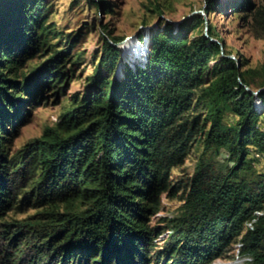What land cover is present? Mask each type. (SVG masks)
Returning a JSON list of instances; mask_svg holds the SVG:
<instances>
[{
    "label": "trees",
    "instance_id": "trees-1",
    "mask_svg": "<svg viewBox=\"0 0 264 264\" xmlns=\"http://www.w3.org/2000/svg\"><path fill=\"white\" fill-rule=\"evenodd\" d=\"M28 1L0 0V264H157L146 219L199 132L205 155L173 220L168 264H212L238 238L242 255L264 264V217L255 216L264 211V173L256 169L264 157V79L256 95L247 78L258 71L228 57L213 28L190 37L187 23L178 30L166 23L151 34L146 64H128L123 78L110 80L103 69L118 67L121 38L108 31L93 95L10 158L9 128L58 81L77 41L18 80L17 70L45 40V0L32 7ZM209 3V14L222 11L216 0ZM246 7L264 31V4L249 0ZM200 105L204 117L190 118ZM227 111L238 117L235 124L225 123ZM221 149L233 160L226 172L212 158ZM29 204L42 208L33 221L5 220Z\"/></svg>",
    "mask_w": 264,
    "mask_h": 264
},
{
    "label": "rangeland",
    "instance_id": "rangeland-1",
    "mask_svg": "<svg viewBox=\"0 0 264 264\" xmlns=\"http://www.w3.org/2000/svg\"><path fill=\"white\" fill-rule=\"evenodd\" d=\"M210 1L108 0L109 7H105L95 0H45L47 8L42 15L45 26L44 43L39 47L37 55L23 62L22 67L17 70L16 78L24 81V76H31L56 52L67 50L70 39L77 36V41L60 63L65 61L64 66L59 69L58 81L54 85L51 81L43 87L34 105L27 106L23 111L19 126L15 129L12 126L9 128L12 132L7 135L10 141L6 143L9 157H18L20 152L40 138L47 128L61 123L65 114L93 95L95 87L92 79L98 73L108 31L121 38L118 45V67L114 71L103 69L105 77L110 80L123 78L128 64H146L154 30H163L166 23H171L178 30L181 25L187 23L190 25V37L213 28L215 33L226 41V48L231 56L245 64V70H257L258 73H250L247 78L252 84V91H258L264 79V31L255 25L249 15V7L245 8L249 0H216L222 11L218 10L212 14L208 13ZM251 1L256 6L264 4V0ZM28 4L30 7L34 6L33 0H29ZM140 58L142 61L137 60ZM205 114L206 110L200 105L197 110L193 106L188 116L204 117ZM237 120L238 117L230 111L225 113L226 124H235ZM259 126L264 131V113ZM202 136L199 132L183 163L169 171L166 188L159 193L155 210L146 219L154 237V246L150 250L152 259L160 257L157 264L169 263L167 249L176 236L173 220L182 213V206L189 193L198 162L205 155ZM212 158L220 171L226 172L233 165L226 149L213 154ZM259 160L256 169L259 173H264V157ZM81 206L84 208V205ZM41 211L42 208L29 204L21 209L11 210L5 220L13 223L17 220L33 221ZM238 260L242 264H252L249 255H242L239 238L225 258L216 259L212 264Z\"/></svg>",
    "mask_w": 264,
    "mask_h": 264
},
{
    "label": "bare ground",
    "instance_id": "bare-ground-1",
    "mask_svg": "<svg viewBox=\"0 0 264 264\" xmlns=\"http://www.w3.org/2000/svg\"><path fill=\"white\" fill-rule=\"evenodd\" d=\"M255 216L257 218H259V216H264V212L263 211H259V212H256ZM248 227V226H247ZM242 246V245H241ZM224 264H242L241 261H234V262H228V263H224Z\"/></svg>",
    "mask_w": 264,
    "mask_h": 264
},
{
    "label": "water",
    "instance_id": "water-1",
    "mask_svg": "<svg viewBox=\"0 0 264 264\" xmlns=\"http://www.w3.org/2000/svg\"><path fill=\"white\" fill-rule=\"evenodd\" d=\"M223 46H225V45L223 44ZM224 54H225V53H224ZM225 55H226V54H225ZM226 56H227V55H226ZM228 57H230V58H235L234 56H231V55L228 56ZM262 90H263V89H260V90H258V91H254L253 93L256 94V95H258L259 92L262 91Z\"/></svg>",
    "mask_w": 264,
    "mask_h": 264
}]
</instances>
